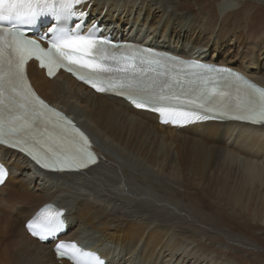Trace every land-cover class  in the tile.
<instances>
[{
  "label": "bare ground",
  "instance_id": "1",
  "mask_svg": "<svg viewBox=\"0 0 264 264\" xmlns=\"http://www.w3.org/2000/svg\"><path fill=\"white\" fill-rule=\"evenodd\" d=\"M252 5L89 0L81 7L85 29L98 20L123 40L134 35V42L232 68L264 87V38L249 43L238 31L244 49L234 59L223 44L248 19L254 38L264 35V13L247 18L242 10L257 11ZM27 74L37 93L89 137L98 160L81 173H45L0 148L8 170L0 186V264H70L55 259L54 240L41 243L27 234L28 220L47 203L63 210L67 226L59 240L79 242L105 264H239L217 242L249 247L243 229L264 231V124L201 121L171 128L65 74L48 80L32 63ZM233 221L241 234L231 230Z\"/></svg>",
  "mask_w": 264,
  "mask_h": 264
},
{
  "label": "snow or ice",
  "instance_id": "2",
  "mask_svg": "<svg viewBox=\"0 0 264 264\" xmlns=\"http://www.w3.org/2000/svg\"><path fill=\"white\" fill-rule=\"evenodd\" d=\"M89 0H0V145L25 153L40 168L53 173L79 172L97 163L89 137L49 107L28 82L31 60L49 77L64 69L97 92L124 97L137 109L160 114L162 122L236 120L264 124V88L229 68L185 60L151 48L113 43L87 33L82 24L66 26L69 18L86 16ZM50 18L44 47L26 34L41 18ZM8 170L0 165V184ZM63 210L45 205L27 223L41 241L64 229ZM58 258L72 264H105L95 253L75 243L55 244Z\"/></svg>",
  "mask_w": 264,
  "mask_h": 264
},
{
  "label": "rangeland",
  "instance_id": "3",
  "mask_svg": "<svg viewBox=\"0 0 264 264\" xmlns=\"http://www.w3.org/2000/svg\"><path fill=\"white\" fill-rule=\"evenodd\" d=\"M198 2L201 6H205V7L207 6V8L210 7L211 9L213 7H218V6H223L225 4H228L227 7H232L235 10H240L242 2L246 3V4H248V3L253 4L252 7H255L257 9V11H255V9H249V7H242V10L244 12L246 11V9L248 10L247 18L249 16L258 18V16L261 15L260 13H264L262 10H258L259 8L264 10V0H198ZM175 7H177V6H175ZM239 23H241V22H239ZM246 26L247 27H245V28H243L242 25H240L237 29L231 28L233 31V36H231V37L229 36L227 41L223 43L227 48L233 50V51H231V56L234 55V57L232 59H234L235 57L238 58L239 55L236 56V54H238V52H241L244 49V47H243L244 45L242 42V41H244V39L246 40V42L252 43V41L257 42L261 38H264V35L261 36V33L256 35V38H254L253 32L257 31V29L254 28V23L250 19H248V21H246ZM261 27L264 28V25H262ZM238 31H242L243 35H245L244 39L241 40V38L238 36L239 35ZM249 31L252 32V34L250 35V38L247 37ZM236 37L238 38V40H236ZM210 40H211V38L208 41H210ZM219 51L220 50L216 51L217 56L219 55ZM225 52H226V49L220 51L221 56L219 57V60L217 62H220L222 60V58L224 59V53ZM256 54H257V51H256ZM263 56L259 57L260 58L259 61L263 60V58H264ZM211 58H212V53L210 54L209 59H211ZM214 59H216V58H213V60ZM228 64L233 66V67H236L239 65V63H234V62L228 63ZM197 223L201 226H205L204 224H202L200 222H197ZM232 223H233L232 224L233 228L231 230L233 231V229L234 230L236 229V231L234 233L237 232L238 234H241V232H238V231H241L239 229L238 221H233ZM252 227H251V229L245 228L242 231L243 235H246L250 239V241H248V242H250L251 244L247 243L248 245H250L249 247H243L239 244L230 245L229 242L225 241L224 238H221V242H217V243L221 244V249H224L223 252H226V254L231 253L232 256L229 258H231L235 261L236 260L240 261L239 264H241L243 262L245 264L246 263L247 264H264V231H262V229H260V227L259 228L254 227V225H252ZM226 230H228V229H226ZM250 236H253V237L255 236L256 237L255 240H257V241H255V240L251 241ZM214 243H216V242H214ZM219 248H220V246H219ZM187 264H191V263H189V261H188Z\"/></svg>",
  "mask_w": 264,
  "mask_h": 264
}]
</instances>
